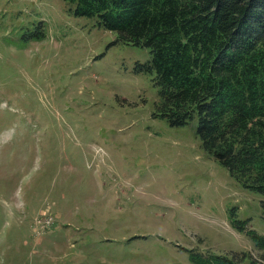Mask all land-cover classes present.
Instances as JSON below:
<instances>
[{
  "label": "rangeland",
  "instance_id": "obj_1",
  "mask_svg": "<svg viewBox=\"0 0 264 264\" xmlns=\"http://www.w3.org/2000/svg\"><path fill=\"white\" fill-rule=\"evenodd\" d=\"M149 60L64 0H0V264L259 256L232 221L264 235L261 196L158 115Z\"/></svg>",
  "mask_w": 264,
  "mask_h": 264
},
{
  "label": "trees",
  "instance_id": "obj_2",
  "mask_svg": "<svg viewBox=\"0 0 264 264\" xmlns=\"http://www.w3.org/2000/svg\"><path fill=\"white\" fill-rule=\"evenodd\" d=\"M78 17L145 48L158 115L195 123L202 147L261 196L264 218V0H64ZM73 7V9L71 8ZM260 252L192 254L195 264H264V235L233 220Z\"/></svg>",
  "mask_w": 264,
  "mask_h": 264
},
{
  "label": "built area",
  "instance_id": "obj_3",
  "mask_svg": "<svg viewBox=\"0 0 264 264\" xmlns=\"http://www.w3.org/2000/svg\"><path fill=\"white\" fill-rule=\"evenodd\" d=\"M49 223V219H47L46 221H45V224H48Z\"/></svg>",
  "mask_w": 264,
  "mask_h": 264
}]
</instances>
